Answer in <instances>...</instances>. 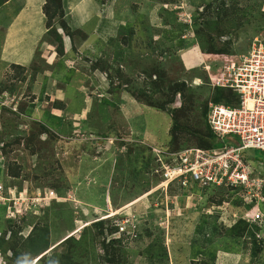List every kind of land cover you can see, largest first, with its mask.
<instances>
[{
	"label": "rangeland",
	"instance_id": "374dc122",
	"mask_svg": "<svg viewBox=\"0 0 264 264\" xmlns=\"http://www.w3.org/2000/svg\"><path fill=\"white\" fill-rule=\"evenodd\" d=\"M47 1L0 6V264L71 251L95 264H264V199L161 185L156 152L226 142L209 134L211 78L264 35V0H64V55ZM249 154L264 178V153ZM36 226L51 236L38 257L25 241Z\"/></svg>",
	"mask_w": 264,
	"mask_h": 264
},
{
	"label": "built area",
	"instance_id": "2783aa9c",
	"mask_svg": "<svg viewBox=\"0 0 264 264\" xmlns=\"http://www.w3.org/2000/svg\"><path fill=\"white\" fill-rule=\"evenodd\" d=\"M211 84L236 94L230 98L235 99L231 104L212 102L208 115L214 133L227 142L220 147H191L179 152L157 149L161 185L170 187L179 182L190 187L195 183L240 190L253 199H264V178L246 158L249 150L264 153V35L252 39L247 51L226 56ZM4 194L0 184L1 199ZM261 218L257 213L253 220Z\"/></svg>",
	"mask_w": 264,
	"mask_h": 264
},
{
	"label": "trees",
	"instance_id": "16d2710c",
	"mask_svg": "<svg viewBox=\"0 0 264 264\" xmlns=\"http://www.w3.org/2000/svg\"><path fill=\"white\" fill-rule=\"evenodd\" d=\"M8 1V0H5V2ZM4 1H0V6L2 4L5 3ZM44 12H45V15L47 17V26H48V29H49V32L50 34L52 35V37H54V39L57 41L58 43V52L61 54V55H64L65 54V45H64V39L62 37V35L59 33L57 27L55 26L54 24V21L59 18V16H61L60 18H62L63 20V26L64 28L67 27L66 25V22H64L65 20V17H66V10H65V6H64V0H48L45 5H44ZM216 53V52H215ZM217 54V53H216ZM229 55H233L234 53H228ZM220 58H224L221 56V54H218ZM15 66H18L19 68H22L23 70H27L25 66L23 65H20V64H15ZM34 70L39 71L38 68H34ZM181 90L182 88H186V84L185 83H175L173 85L170 86V89L171 91L176 94L175 92H178V89ZM160 89V88H159ZM215 100L216 102H226L227 104H231V102H234L235 99L231 100L230 98L232 96L235 97V92L234 90H231V89H226V88H221V87H217L215 89ZM133 94V93H131ZM135 97H137L136 94H133ZM136 99H138V101L142 102V103H146L143 99H141L140 97H137ZM173 102V99L172 101ZM148 105H151V106H155L153 104H149V103H146ZM156 108L158 109H163V110H166V106H155ZM179 127H174V129L172 130L173 133L171 132V136L172 138H174V134H175V131L178 130ZM209 134L213 137V138H216V135L215 133L212 131V129L210 130ZM176 141H178L179 137H175ZM217 146H220V143H217V142H214L213 144H210V147L209 148H212V147H217ZM169 149H171L170 147H167ZM251 156H254V155H251ZM9 171H10V175L13 176V177H20V174L19 173H16L14 171V168L13 167H9ZM160 174L161 176V182L163 181V177L161 175V173H158ZM171 187V186H170ZM209 188V187H208ZM171 189V188H170ZM220 192H226L225 189H220L219 190ZM229 192H232V190H228ZM236 193V192H235ZM251 209V212L253 211V209L251 208V206L247 207V210L246 211H249ZM262 218L259 219V220H253L255 223H262ZM50 232H49V229H43V230H40L39 227H35L33 229V231L30 233V235L27 237V239L25 240L27 243H28V247L30 249V252L33 254V256L35 257H38L42 254H44L46 251H48V249L50 248V245H51V239H50ZM73 239V242H77V243H82L83 242V239L84 238H81L80 239H77L76 237L72 238ZM209 241H211L210 239H208ZM257 248H258V245H256ZM255 254L257 253V249L255 248ZM85 257H77V255H75L72 251L69 252V253H64V255L61 257H48L46 259L49 260V263L50 264H63V263H66V264H95L97 263L98 261V257L97 255H95L94 257V262L95 263H91V261L89 259H84ZM116 259V258H115ZM114 259V260H115ZM192 264H197L195 262H193Z\"/></svg>",
	"mask_w": 264,
	"mask_h": 264
},
{
	"label": "clouds",
	"instance_id": "9594fccd",
	"mask_svg": "<svg viewBox=\"0 0 264 264\" xmlns=\"http://www.w3.org/2000/svg\"><path fill=\"white\" fill-rule=\"evenodd\" d=\"M220 139V138H219ZM226 139V138H225ZM220 140H223V139H220ZM226 142H227V139H226ZM226 142H224V144L226 143ZM223 144V145H224ZM223 145H220V146H223ZM220 146H217V147H220ZM213 148H215V147H213ZM159 149H163V150H169V151H171V149H169V148H165V147H161V148H159ZM250 151V150H249ZM249 151H247V153H246V158L248 159V160H250L251 161V164H252V166H253V168L255 169V171H256V174L258 175V176H260V177H263L262 176V172H259L258 173V168H260V166L261 165H263V162L261 163V165L259 166L258 164H257V160L256 159H254L255 158V156H251V154H249ZM248 154H249V156L250 157H248ZM259 166V167H258ZM212 188V187H211ZM217 189H219L220 190V188H217ZM222 189V188H221ZM223 189H225L226 191H228L229 189H227V188H223ZM254 207V206H253Z\"/></svg>",
	"mask_w": 264,
	"mask_h": 264
}]
</instances>
